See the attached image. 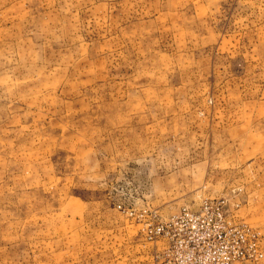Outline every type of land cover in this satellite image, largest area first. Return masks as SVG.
<instances>
[{
	"label": "rangeland",
	"instance_id": "1",
	"mask_svg": "<svg viewBox=\"0 0 264 264\" xmlns=\"http://www.w3.org/2000/svg\"><path fill=\"white\" fill-rule=\"evenodd\" d=\"M214 198L264 264V0H0V264H152Z\"/></svg>",
	"mask_w": 264,
	"mask_h": 264
},
{
	"label": "built area",
	"instance_id": "2",
	"mask_svg": "<svg viewBox=\"0 0 264 264\" xmlns=\"http://www.w3.org/2000/svg\"><path fill=\"white\" fill-rule=\"evenodd\" d=\"M143 234L161 242L152 264H238L263 257L257 232L219 198L203 199L196 209L181 207L166 218L153 215Z\"/></svg>",
	"mask_w": 264,
	"mask_h": 264
},
{
	"label": "crops",
	"instance_id": "3",
	"mask_svg": "<svg viewBox=\"0 0 264 264\" xmlns=\"http://www.w3.org/2000/svg\"><path fill=\"white\" fill-rule=\"evenodd\" d=\"M237 215V214H236ZM238 217V216H237ZM239 218V217H238ZM261 248V247H260ZM262 249V248H261ZM263 250V249H262ZM247 261H244V262H240L238 264H246Z\"/></svg>",
	"mask_w": 264,
	"mask_h": 264
}]
</instances>
